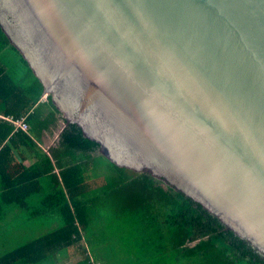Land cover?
<instances>
[{"label": "water", "instance_id": "obj_1", "mask_svg": "<svg viewBox=\"0 0 264 264\" xmlns=\"http://www.w3.org/2000/svg\"><path fill=\"white\" fill-rule=\"evenodd\" d=\"M0 26L65 124L264 261V0H0Z\"/></svg>", "mask_w": 264, "mask_h": 264}, {"label": "trees", "instance_id": "obj_2", "mask_svg": "<svg viewBox=\"0 0 264 264\" xmlns=\"http://www.w3.org/2000/svg\"><path fill=\"white\" fill-rule=\"evenodd\" d=\"M43 93L0 26V111L12 119L24 116L29 124L23 133L0 121V144L5 142L0 222L25 220L15 232L23 242L2 252L0 264H53L59 252L82 241L87 248L73 264H264L244 241L162 179L98 155L99 144L76 124H65L50 156L39 150L32 136L54 132L65 120L50 96L40 112ZM16 141L35 152V165H9ZM99 174L105 182L97 181ZM50 218L53 225L41 234L40 224L28 225L36 219L48 224Z\"/></svg>", "mask_w": 264, "mask_h": 264}, {"label": "crops", "instance_id": "obj_3", "mask_svg": "<svg viewBox=\"0 0 264 264\" xmlns=\"http://www.w3.org/2000/svg\"><path fill=\"white\" fill-rule=\"evenodd\" d=\"M27 80H28L27 78H25V79L21 78L19 81L23 85V84L27 83ZM47 100L48 99L46 98V94L43 93V96H42V98H40V101H39V103L42 107L41 111H40L41 113L45 112V108H46L45 104H46ZM19 118H24V116L19 117ZM19 118H17V119H19ZM3 120L9 121L13 126V123L11 120H14V119H12L9 116L3 115L2 110H1L0 111V121H3ZM62 121L63 120L61 119L59 122V124H60L59 130L54 131V132L46 130V131H43L39 136H34V135L32 136V139L35 141L39 150H42L43 152H45L49 156H50V150L57 147V144H58V141L60 138V134L64 130L65 123H62ZM14 131H20V130H15V128H14ZM2 132L4 133V131H2ZM21 132H23V131H21ZM28 132H23V133H28ZM0 136H1V133H0ZM16 142H17V145L13 146L11 148L10 156L12 158V161L9 165H19L20 164V165H23L24 167H30L31 165H35L37 162L35 152H32L28 147H24L23 144H20V141H16ZM4 143L5 142H1L0 146ZM28 212L30 214L31 210H29ZM28 229H29L28 231L31 230L30 227ZM49 229L50 228H48V230ZM44 232L45 231H42V232L40 231L39 233L41 234ZM38 236L39 235H36V237H38ZM76 261H78V260H75L74 262H76ZM74 262H71L70 264H73ZM53 264H65V262H63V260L59 259V257L56 255V260L54 261Z\"/></svg>", "mask_w": 264, "mask_h": 264}, {"label": "rangeland", "instance_id": "obj_4", "mask_svg": "<svg viewBox=\"0 0 264 264\" xmlns=\"http://www.w3.org/2000/svg\"><path fill=\"white\" fill-rule=\"evenodd\" d=\"M64 123V120L62 121ZM60 129V124L57 130ZM56 130V131H57ZM98 155H100V152H98ZM98 174V172H97ZM98 182H105L106 177H102L99 175L95 176ZM25 221L24 219H16L12 221V223H9L6 219H3L0 222V254L10 248H14L16 246H19L23 241L20 239L19 234H16V228L20 227L22 222ZM45 221V220H44ZM50 222L48 224H41V219H36L35 221L32 220L28 223L29 226H39L37 224H40L38 227V232L45 231L47 232L48 228H50L53 225V218H50ZM36 223V224H34ZM36 228V227H35ZM83 248H87V245L84 241L80 243H76L74 246L59 252L57 256L59 259L63 260L65 264H70L71 262H74L75 260H80L82 257V250ZM93 255V254H92ZM94 256V255H93ZM99 264V263H98Z\"/></svg>", "mask_w": 264, "mask_h": 264}, {"label": "built area", "instance_id": "obj_5", "mask_svg": "<svg viewBox=\"0 0 264 264\" xmlns=\"http://www.w3.org/2000/svg\"><path fill=\"white\" fill-rule=\"evenodd\" d=\"M46 98H48L46 96ZM12 123H13V126L15 128V130H20V131H23V132H28L29 131V124L27 121H25L24 118H19V119H14V120H11Z\"/></svg>", "mask_w": 264, "mask_h": 264}]
</instances>
